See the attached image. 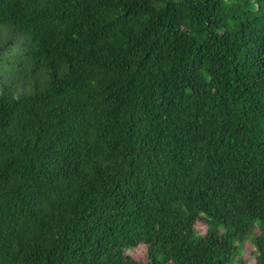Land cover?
Wrapping results in <instances>:
<instances>
[{"label": "trees", "instance_id": "trees-1", "mask_svg": "<svg viewBox=\"0 0 264 264\" xmlns=\"http://www.w3.org/2000/svg\"><path fill=\"white\" fill-rule=\"evenodd\" d=\"M0 264H264V0H0Z\"/></svg>", "mask_w": 264, "mask_h": 264}, {"label": "rangeland", "instance_id": "rangeland-1", "mask_svg": "<svg viewBox=\"0 0 264 264\" xmlns=\"http://www.w3.org/2000/svg\"><path fill=\"white\" fill-rule=\"evenodd\" d=\"M198 225H200L198 226L200 230H204V227H202L203 226L202 223L201 224L199 223ZM245 246L246 247L244 248V257L247 259L248 263H252L254 261L253 256L250 253V251L252 250V245H250L249 242H247ZM128 253L132 254L137 259H143L145 255V249L142 246H139L134 251H128ZM249 253L250 256L248 258Z\"/></svg>", "mask_w": 264, "mask_h": 264}]
</instances>
